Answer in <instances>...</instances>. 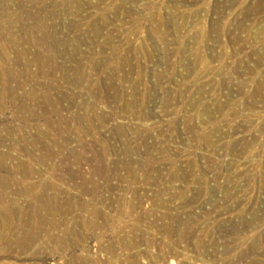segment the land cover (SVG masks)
<instances>
[{
  "label": "rangeland",
  "instance_id": "1",
  "mask_svg": "<svg viewBox=\"0 0 264 264\" xmlns=\"http://www.w3.org/2000/svg\"><path fill=\"white\" fill-rule=\"evenodd\" d=\"M0 154V264H264V0H0Z\"/></svg>",
  "mask_w": 264,
  "mask_h": 264
},
{
  "label": "bare ground",
  "instance_id": "2",
  "mask_svg": "<svg viewBox=\"0 0 264 264\" xmlns=\"http://www.w3.org/2000/svg\"><path fill=\"white\" fill-rule=\"evenodd\" d=\"M8 72H9V70H8ZM11 80H13V77L11 75H9L5 81L7 84H10ZM4 93L7 95V97H9L11 95V91H10V88L8 85L4 89ZM135 93H136V91H135ZM24 97H26V96H24ZM140 98H142V97H140ZM83 107H84V103H81L80 110H81V108L83 109ZM85 108H86V106H85ZM135 116H136V114H135ZM82 117H83V113H82ZM116 128L121 129L122 127H121V125L120 126L117 125ZM124 129H126V128H124ZM4 157H5V155L3 156L0 154V189L4 188V186H7L3 183V177L7 175L8 177L12 178V174L14 173L13 171L9 170L7 168V166L1 161ZM29 174H30V172H29ZM7 183H8V185H12V186L14 185L15 186L14 181L10 183L8 180ZM16 185H17V183H16ZM18 185H20V184H18ZM29 190H30L29 187L28 188L26 187L25 191L29 192ZM28 192H26V193H28ZM0 193H1V190H0ZM32 199L34 200V202H36L38 204V206L35 208V210H33V214L37 217L38 220L36 222L34 220H31V218H33V217H29L27 214L23 215V213L20 210L16 209L17 212H14L13 210H11L13 212L9 213V215H8L9 218H10V215H13L17 219L19 225H15V224L11 223V221H8V223H6L7 224L6 226L5 225H4V227L0 226V249H2L3 252L4 251L8 252L10 249H13V248L17 249L18 252H20V253L27 251L31 247V245L39 238V233L45 228V225L47 223L46 222V215L43 216L41 214V211L42 210L44 211V209L46 210L48 200L44 198V195H38V196L35 195V196H33ZM13 219H12V221H13ZM0 222H1V220H0ZM23 226L31 227V229L29 231L23 232L22 228H21ZM15 249H13V250L15 251Z\"/></svg>",
  "mask_w": 264,
  "mask_h": 264
}]
</instances>
